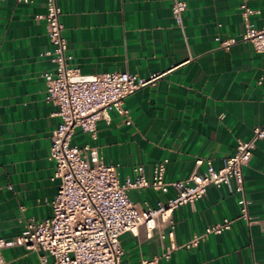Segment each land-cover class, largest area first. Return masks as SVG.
<instances>
[{
    "label": "crops",
    "instance_id": "obj_1",
    "mask_svg": "<svg viewBox=\"0 0 264 264\" xmlns=\"http://www.w3.org/2000/svg\"><path fill=\"white\" fill-rule=\"evenodd\" d=\"M185 1L179 26L173 0H59L71 65L80 72L160 74L124 100L133 112L131 125L111 111L97 139L90 140L80 128L75 131V145L101 146L105 162L120 165L122 182L133 176L137 163L145 165L151 179L154 166L167 159V180L188 177L197 156L213 158L221 167L235 152L237 137L250 138L254 127L264 123V52L241 40L242 5L256 11L251 20L263 28L264 0ZM45 12L44 0H0V237L5 238L22 233L23 216L50 217L58 192L59 181L50 178L54 164L49 154L61 118L56 105L46 101L40 75L51 67L42 55L50 40L35 18ZM218 36L238 41L224 47ZM244 175L254 222L236 219L229 230L197 247L177 249L169 264H264V139L257 142ZM208 193L177 210L178 244L221 222L222 209L239 217L241 197L232 182L210 185ZM173 195L150 188L142 195L129 191L132 200L153 206ZM121 245L120 264H138L146 245L156 252L143 233L122 234ZM4 256L9 264H38L37 254L20 246L5 249Z\"/></svg>",
    "mask_w": 264,
    "mask_h": 264
},
{
    "label": "built area",
    "instance_id": "obj_2",
    "mask_svg": "<svg viewBox=\"0 0 264 264\" xmlns=\"http://www.w3.org/2000/svg\"><path fill=\"white\" fill-rule=\"evenodd\" d=\"M15 1L30 3L33 0ZM44 1L46 12L35 18L43 22L50 40V47L45 48L42 55L48 58L51 67L40 75L46 87V101L56 105L55 114L61 118L52 131L49 154L54 164L50 178L59 181L58 192L51 201L50 217L23 216L21 234L0 237V264H9L4 250L17 246L36 253L38 264H120L124 254L121 235L126 232L137 237L143 233L145 241L152 243L156 250L152 253L151 246L146 245L138 264H169L177 249L197 247L212 235L229 230L236 219L251 225L254 217L252 202L245 192L244 168L250 164L257 142L264 139V123L254 127L250 138L243 134L237 137L235 152L224 158L221 167H216L213 158L197 156L188 177L167 180V159L154 166L151 179L147 177L145 165L137 163L132 166L133 176L122 182L120 165L106 163L101 146L75 145V131L80 128L90 140L97 139L101 124L111 121V111L124 116L125 122L131 125L133 112L124 106V100L155 82L160 74L145 78L130 71L80 72L71 65L74 57L68 52L59 0ZM187 7L185 0H173L172 15L179 26L183 25ZM242 8L245 31L241 40L251 43L256 51L264 52V27L257 28L252 22L251 14L255 10L246 3ZM216 39L224 47L238 41L234 37ZM230 182L241 197L239 217L233 219L222 209L221 222L178 244L175 237L177 210L208 197L210 185L221 187ZM147 188L163 193L174 191V195L156 206L147 200L130 198V190L142 195ZM20 209H25L23 202Z\"/></svg>",
    "mask_w": 264,
    "mask_h": 264
}]
</instances>
